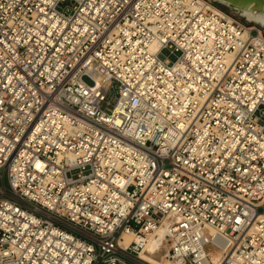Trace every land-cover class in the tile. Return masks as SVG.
I'll return each mask as SVG.
<instances>
[{"label":"built area","instance_id":"obj_1","mask_svg":"<svg viewBox=\"0 0 264 264\" xmlns=\"http://www.w3.org/2000/svg\"><path fill=\"white\" fill-rule=\"evenodd\" d=\"M0 176V264H150L161 226L169 264H264V29L213 0H0Z\"/></svg>","mask_w":264,"mask_h":264},{"label":"bare ground","instance_id":"obj_2","mask_svg":"<svg viewBox=\"0 0 264 264\" xmlns=\"http://www.w3.org/2000/svg\"><path fill=\"white\" fill-rule=\"evenodd\" d=\"M246 17L249 20H256L260 21L264 25V14L263 15H256L255 13L250 12L247 10L244 12ZM164 226H161L156 229V231L149 236V241L144 249V251L141 253V257L150 264H169L168 262H162L156 258V252L160 251V242L163 240L164 236ZM131 240L130 237L125 236V244H127ZM219 258V255L215 254L213 255V259L217 261Z\"/></svg>","mask_w":264,"mask_h":264},{"label":"water","instance_id":"obj_3","mask_svg":"<svg viewBox=\"0 0 264 264\" xmlns=\"http://www.w3.org/2000/svg\"><path fill=\"white\" fill-rule=\"evenodd\" d=\"M219 5L224 6L235 14L239 15L243 19L247 20L250 23L256 24L264 29L263 23L256 20H249L244 12L249 10L256 15L264 14V0H213Z\"/></svg>","mask_w":264,"mask_h":264},{"label":"rangeland","instance_id":"obj_4","mask_svg":"<svg viewBox=\"0 0 264 264\" xmlns=\"http://www.w3.org/2000/svg\"><path fill=\"white\" fill-rule=\"evenodd\" d=\"M64 4L71 5V2H70V1H67V2H65ZM221 6H222V5H221ZM222 7H224V6H222ZM167 53H168V52H167ZM170 58H171L172 60L175 59L174 55H170ZM83 80H84L86 83L90 84V85L93 84L92 79H91L90 77H88V76H85V77L83 78ZM114 102H115V99H114V96H113V100L111 101V103L113 104ZM3 185L8 186V181H7L6 178L3 180V179L1 178V176H0V188H1ZM164 250H165V247L162 248L161 251L159 252V254L156 256V258H157L158 260L162 261L163 263H164V262H167V261L162 257V256H163V253H164Z\"/></svg>","mask_w":264,"mask_h":264}]
</instances>
